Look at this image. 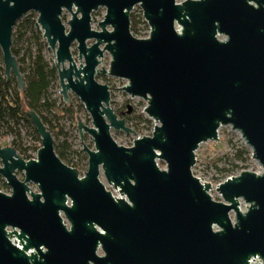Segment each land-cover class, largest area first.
Segmentation results:
<instances>
[{"label": "water", "instance_id": "water-1", "mask_svg": "<svg viewBox=\"0 0 264 264\" xmlns=\"http://www.w3.org/2000/svg\"><path fill=\"white\" fill-rule=\"evenodd\" d=\"M135 5L148 37L131 33ZM100 7L96 30L92 12ZM29 12L53 52L63 102L72 92L90 115L87 126L74 112L81 143L86 133L93 149L82 143L87 168L79 175L56 154L40 116L26 111L40 139L36 157L0 145V176L11 190H0V264H264V0H0L4 76L19 90L12 32ZM98 75L126 79L121 88L146 101L151 135L131 146L112 138L111 129L134 131ZM225 125L240 133L262 171L217 184L218 201L192 167L199 145L217 141Z\"/></svg>", "mask_w": 264, "mask_h": 264}, {"label": "rangeland", "instance_id": "rangeland-1", "mask_svg": "<svg viewBox=\"0 0 264 264\" xmlns=\"http://www.w3.org/2000/svg\"><path fill=\"white\" fill-rule=\"evenodd\" d=\"M178 2L182 0H176ZM30 13V12H29ZM28 13V14H29ZM34 13V12H32ZM136 17V30L131 31V33L137 38H145L149 35V26L144 21L141 13V9L138 5H135L130 12ZM105 14V8L100 7L96 11L92 12V21L91 26L93 29L98 30L97 23L103 19ZM27 15V14H26ZM36 20L37 14L34 13L33 16ZM70 18V14L67 11H64L62 15L63 23L68 27L66 21ZM17 23V22H16ZM15 26V25H14ZM109 28V27H108ZM14 31V27H13ZM220 39H224V36H220ZM92 40L88 41V44L91 43ZM72 54L74 55V59L77 61V50L75 48V43L72 44L71 47ZM43 54L45 56L46 61L49 64H53L54 57L53 52L50 49H43ZM111 57L109 53L105 52L102 58L100 65H103L106 69L109 67V62ZM97 80L101 83H105L110 88L111 94V107L114 111L119 115V118H124L126 125L133 129L134 134L126 133L122 130H114L111 129L112 138L119 144L123 146H131L133 144V140L141 137V136H149L152 133L154 127V121L144 112V107L146 106V101L140 97H130L126 91L121 88L125 86L128 81L124 78L113 77L109 75H98ZM120 87V88H119ZM59 84L58 80L53 83V85L49 88L50 99L54 101L56 106V111L58 113V121L57 119H52L53 123H56L58 128L62 129L67 137L68 143L71 145L72 149L76 151L82 150V143L86 145L88 148L93 149V142L91 137L84 133L82 138V143L77 131V120L75 119L74 112L81 119V121L87 125L92 126L91 118L89 113L85 110L82 102L79 98L72 92H69V101L68 103H63L62 98L58 92ZM69 108V111H65L64 107ZM129 108V112H128ZM143 110V111H142ZM53 112V111H52ZM51 112V113H52ZM49 119L52 118V114H47L43 112ZM21 135L22 141L26 146L36 147L40 146V139L37 140L32 134L31 130L27 127H21ZM53 136V135H52ZM12 135L6 134L0 137V145H10L12 140ZM39 137V136H38ZM61 138V136H60ZM62 139V138H61ZM53 141L55 138L53 137ZM246 150L247 153L243 156V159L237 157V150ZM37 150H29L30 158L36 157ZM196 160L195 164L192 167V173L194 176L198 178H202V181L209 182L212 184V189L210 190V194L213 199L218 201H223L220 195L216 192L215 187L220 182L224 181L226 178L234 175H238L243 170H250L257 173L262 171L261 166L251 156V148L248 147L244 140L242 139L240 133L236 130L231 129L230 125L221 126L218 130V140L217 141H206L199 145L196 150ZM83 154H85L83 152ZM86 155V154H85ZM81 156V155H80ZM82 163L85 164L82 170L80 169V175L87 168V156L86 160L82 159ZM157 164L161 169H165V162L157 160ZM20 179L22 176H18ZM100 180L104 183L107 189L112 191L113 195H117L113 189L107 185L106 180L101 172ZM0 179V190L6 193H9V189L5 188L1 184ZM33 191H37L35 185H30ZM240 208L243 210L245 208V204L240 201ZM230 216L233 218V214Z\"/></svg>", "mask_w": 264, "mask_h": 264}, {"label": "trees", "instance_id": "trees-1", "mask_svg": "<svg viewBox=\"0 0 264 264\" xmlns=\"http://www.w3.org/2000/svg\"><path fill=\"white\" fill-rule=\"evenodd\" d=\"M33 16L34 13L30 12L19 19L12 32L11 51L16 57L23 77L24 87L22 90L18 89L13 76L6 80L0 51V137L6 134L12 135L10 145L22 158L29 159L31 157L28 153L29 150H37L38 147L35 145L26 146L22 141L20 130L22 126L27 127L31 130V134L39 140L26 115V111L32 109L40 116L55 138L54 150L58 157L65 164L82 170L85 166L82 159L86 160V155L82 150L72 149L65 133L55 125L56 123H53L54 119L58 121V113L54 101L50 99L49 88L58 80L57 71L54 64H49L45 59L43 49L46 42L41 36V31L35 27ZM129 17L130 30L135 31L136 17L131 13ZM64 109L67 113L70 112L68 106ZM43 112L52 114V118L49 119ZM236 153L238 158L243 159L247 151L242 149L237 150Z\"/></svg>", "mask_w": 264, "mask_h": 264}, {"label": "flooded vegetation", "instance_id": "flooded-vegetation-1", "mask_svg": "<svg viewBox=\"0 0 264 264\" xmlns=\"http://www.w3.org/2000/svg\"><path fill=\"white\" fill-rule=\"evenodd\" d=\"M64 11H66V10H64ZM68 12V11H67ZM64 13V12H63ZM69 13V12H68ZM63 15V14H62ZM61 18H62V16H61ZM63 21V20H62ZM118 115V114H117ZM119 116V115H118ZM18 153V152H17ZM19 155V154H18ZM20 156V155H19ZM87 156V155H86ZM21 157V156H20ZM74 168V167H73ZM77 169V168H76ZM78 170V169H77ZM78 172H79V175H80V170H78ZM16 175H17V177L18 176H22V178H23V175H22V173H20V172H16ZM19 178V177H18ZM21 178V179H22ZM0 179L2 180L1 181V184H2V186L3 187H5V188H8L9 189V191L11 192V190H10V187L5 183V181L3 180V178L0 176ZM20 179V178H19ZM20 179V180H21ZM30 185H33V184H30ZM31 187V186H30ZM10 192L8 193V194H10ZM6 193V192H5ZM30 198V197H29ZM60 216H61V218H62V220H63V223L66 225V228H69V222H68V220L64 217V215H63V213L62 212H60ZM97 254L98 255H102V251L99 249L98 250V252H97Z\"/></svg>", "mask_w": 264, "mask_h": 264}, {"label": "built area", "instance_id": "built-area-1", "mask_svg": "<svg viewBox=\"0 0 264 264\" xmlns=\"http://www.w3.org/2000/svg\"><path fill=\"white\" fill-rule=\"evenodd\" d=\"M250 264H259L258 261H252Z\"/></svg>", "mask_w": 264, "mask_h": 264}]
</instances>
